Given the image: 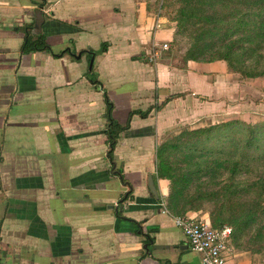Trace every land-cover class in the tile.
<instances>
[{"label": "crops", "instance_id": "0c3cea01", "mask_svg": "<svg viewBox=\"0 0 264 264\" xmlns=\"http://www.w3.org/2000/svg\"><path fill=\"white\" fill-rule=\"evenodd\" d=\"M173 31L156 0H0V264H201L160 207L157 150L235 109L263 121L264 79L176 63ZM37 36L50 50L26 49ZM104 91L129 126L111 157ZM227 264L261 263L233 249Z\"/></svg>", "mask_w": 264, "mask_h": 264}, {"label": "rangeland", "instance_id": "374dc122", "mask_svg": "<svg viewBox=\"0 0 264 264\" xmlns=\"http://www.w3.org/2000/svg\"><path fill=\"white\" fill-rule=\"evenodd\" d=\"M156 1L157 5L161 3V10L174 29L170 49L167 51L168 57L178 61L176 63H183L187 61L185 56H189L191 53L206 56V58L216 55L218 56L217 60L225 62L221 57L222 52H218L222 45L220 38L227 40L228 35L233 38L238 33H232L229 27V31L227 30L225 35L227 38L218 32L220 36H215L212 43L210 42L211 38L205 40L204 43L203 41L198 42V36L204 30L199 24H181L183 20H180L179 10L182 7L180 0ZM221 12L224 13L225 11ZM209 43L210 47H207ZM240 46H249V44L241 43ZM251 46L253 53L244 50L249 59L243 62V65H240L237 57H233L227 66V71L231 73L233 78L246 81L264 79V66H258V71L252 69L256 66L253 63L255 54L263 56L262 61H264V43L259 46ZM251 74H255L256 77H248L252 76ZM238 97L237 95L234 98ZM238 110L221 113L215 123L241 120L239 119L241 114ZM253 117L260 119L264 116L255 112ZM191 128L182 129L176 133L177 135H172L165 141L166 143H174L177 147L166 148L158 156V177L163 179L164 184L168 186V193L173 181L179 179L185 183L186 193L189 195L188 201L190 202L186 208L208 214L210 221L212 216L215 219V225L231 226L233 249L249 252L261 264H264V187L261 188L252 184L259 178H264V161L258 162L255 158H241L243 131L233 130L230 132L224 130L216 132L214 135H201L193 134ZM165 142L163 145L166 144ZM238 159L241 160L242 166L234 177V187L229 189L230 173L228 168L233 161ZM246 210L251 211L255 216L254 221L247 226L244 219L241 218Z\"/></svg>", "mask_w": 264, "mask_h": 264}, {"label": "trees", "instance_id": "16d2710c", "mask_svg": "<svg viewBox=\"0 0 264 264\" xmlns=\"http://www.w3.org/2000/svg\"><path fill=\"white\" fill-rule=\"evenodd\" d=\"M182 2V7L179 12L181 14L180 20H183L182 23H193L199 24L201 29L204 30L202 34L198 36L197 41L203 43L208 38H211L210 42L212 43L213 38L218 35V32L222 34L224 38L229 27L232 30V33H238L237 36L230 38L231 35H228L229 38L224 40L220 38V43L222 45L219 47L218 52H222L221 57L227 64L231 63L233 57L239 59L240 65L249 59V56H246V51L253 53V46H259L264 43V0H180ZM221 11H225L222 13ZM198 22H195V21ZM220 34L218 36H220ZM215 42V41H214ZM248 43L249 46H240V44ZM210 47V43L207 45ZM26 49L28 51L32 50H50L49 45L46 43L44 37L37 36L36 39L28 38ZM106 45L103 44L100 48V51H104ZM68 49L62 50L61 52L54 54L55 56L62 55ZM246 50V51H244ZM90 56L95 54L94 51H89ZM203 55V54H202ZM216 55L213 57L206 58V56L193 55L185 56L186 60H194L199 62H211L217 60ZM251 57V56H250ZM261 55H256L253 58V63L256 65L254 70L258 71V66H264V61H262ZM261 71V70H260ZM233 72V71H231ZM261 73V72H260ZM259 73V74H260ZM256 77L255 74H251ZM91 82L97 83L94 77L90 78ZM175 96V95H174ZM174 96H169L163 103L155 106V109H160L170 98ZM104 101L106 105L105 116L107 118L106 133L109 144L108 154L111 157L112 151L116 145L117 138L119 133L127 129L128 123L125 125H120L112 117L113 104L110 101L106 91H104ZM153 108H148L145 111L135 110L130 113H138L142 117H146ZM228 130L232 132L243 131L244 136L241 139V158L252 159L255 158L258 162L264 161V120L258 122H246L244 120H228L223 122H217L207 126H202L198 128L191 129L193 134H212L216 132H221ZM177 135V134H176ZM170 138V137H169ZM166 143V142H165ZM164 144V143H163ZM161 145L157 150V157L160 156L166 148L177 147L176 144L167 142L165 145ZM241 160L233 161L228 171L230 173L229 179V189L234 187V177L239 172L241 168ZM254 185L259 187H264V178H259L257 181L252 182ZM189 195L186 193V185L179 179L173 181V184L170 188V192L167 195L166 206L172 214L183 215L189 205L188 201ZM119 214V210H117ZM241 216L244 219L245 225H250L255 216L249 210L243 212ZM211 223L214 227H221V224L215 225V219L211 216ZM233 235V230H232ZM232 238V236H231Z\"/></svg>", "mask_w": 264, "mask_h": 264}, {"label": "built area", "instance_id": "2783aa9c", "mask_svg": "<svg viewBox=\"0 0 264 264\" xmlns=\"http://www.w3.org/2000/svg\"><path fill=\"white\" fill-rule=\"evenodd\" d=\"M170 48L167 42L161 44V50ZM157 49L149 56V60L154 61L157 57ZM162 212L171 216L174 226L179 228L186 236L189 249L195 254L201 264H227L233 253L232 227L222 225L214 227L209 221V217L197 218L188 214H172L166 206L164 198L160 201Z\"/></svg>", "mask_w": 264, "mask_h": 264}, {"label": "water", "instance_id": "95a60500", "mask_svg": "<svg viewBox=\"0 0 264 264\" xmlns=\"http://www.w3.org/2000/svg\"><path fill=\"white\" fill-rule=\"evenodd\" d=\"M78 57H79V55H78ZM92 64H93V58H91L89 61V69H91ZM148 186H149L150 191L153 193V195L156 198H158L157 188L154 184L153 177L151 176V174H149V176H148Z\"/></svg>", "mask_w": 264, "mask_h": 264}]
</instances>
